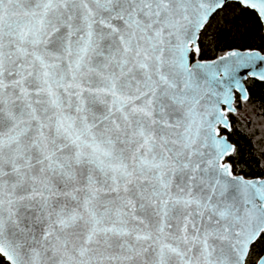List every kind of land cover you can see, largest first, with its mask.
<instances>
[{
    "label": "snow or ice",
    "instance_id": "1",
    "mask_svg": "<svg viewBox=\"0 0 264 264\" xmlns=\"http://www.w3.org/2000/svg\"><path fill=\"white\" fill-rule=\"evenodd\" d=\"M0 264H264V0H0Z\"/></svg>",
    "mask_w": 264,
    "mask_h": 264
}]
</instances>
